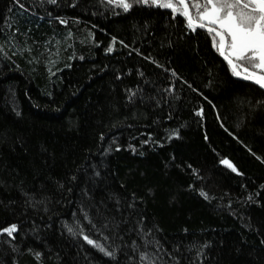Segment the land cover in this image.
<instances>
[{"label":"trees","instance_id":"1","mask_svg":"<svg viewBox=\"0 0 264 264\" xmlns=\"http://www.w3.org/2000/svg\"><path fill=\"white\" fill-rule=\"evenodd\" d=\"M20 3L0 0V226L21 225L16 251L0 244V264H140V252L158 253L157 264H264V163L248 151L264 157V90L232 76L211 37L170 10ZM112 36L129 47L108 53ZM85 211L108 222L109 240L90 231ZM73 213L91 238L120 246L118 261L67 232Z\"/></svg>","mask_w":264,"mask_h":264},{"label":"snow or ice","instance_id":"2","mask_svg":"<svg viewBox=\"0 0 264 264\" xmlns=\"http://www.w3.org/2000/svg\"><path fill=\"white\" fill-rule=\"evenodd\" d=\"M39 2L42 5L48 4L57 6L60 3V0H39ZM86 2L87 0H69V5L76 8L79 7L81 3ZM16 3L20 8H24V4L20 3V0H16ZM100 3L108 8L117 9L120 13H128L136 6L148 8L154 7L157 10H170V16L172 18H183L182 23L186 22V29L188 31L196 32L197 29L206 31L211 37V48L215 49V52L223 58V61L226 62L227 68L232 76L253 82L255 85H258L259 88L264 89V0H100ZM48 14L51 15V13ZM56 19L59 20L60 24H68V20L64 18L57 16ZM117 42H119L122 47H129L128 44H125L124 40L118 41L116 36H112L111 44L107 47L106 51L108 53L113 52L114 46ZM0 51H3V45H0ZM134 51L139 55H143L139 49H134ZM144 59L156 64L157 67L163 69L165 72L170 71L172 77L181 79L175 69L165 68L164 65H160L152 57H144ZM140 74L143 75L142 72ZM119 78L120 77H117V79ZM184 83L187 84L188 82L184 81ZM188 86L191 87V85ZM175 89L176 84L173 83L170 85L169 89H164V91H175ZM127 91L130 92L128 99L131 101L136 93L131 92V90ZM201 95H203V93H201ZM204 99L207 100V97H204ZM157 103H159V101H157ZM17 115H20V113L17 112ZM195 115L201 118L204 117L205 111L202 105L196 110ZM168 118H172L171 114H169ZM217 119H220L219 113H217ZM221 126L223 127L222 120ZM179 134V129H174L167 138L169 140L174 137L178 138ZM101 139H104L103 134H101ZM149 139H151V133H149ZM205 139H207V136H205ZM148 142L149 140L143 141L145 144ZM154 142L159 143V141ZM129 147L133 152L136 151L134 145H129ZM111 150L113 149L110 145L108 151ZM114 150L119 151L120 146L116 144ZM248 151L257 160L264 163V157L258 156L251 148H249ZM219 162L221 165L226 166L227 169H230L232 173H236L240 176L244 175L232 159L224 157L221 158ZM188 167L190 169L192 168L191 165H188ZM192 171L196 178L200 179L198 170L192 169ZM95 174L98 176L99 172ZM72 179L75 180L76 177L73 176ZM61 187H63V185H61ZM189 187L192 188L194 186L190 185ZM260 188L264 189V184L260 185ZM68 191H71V189H68ZM86 191L87 190H85V192ZM199 195L206 200L211 199L209 193L203 189L199 190ZM256 195L258 196L259 192H257ZM24 197L25 205L33 208L36 206L35 203H33L35 200L34 194L25 192ZM252 200L253 196L250 194L248 196V201ZM40 203H44V201H40ZM44 210L48 211L46 206ZM81 210H83V206H81ZM73 218L76 221V227L69 226L65 223L68 233L73 236H82L83 241H85L87 245L92 246L104 257L118 261L120 246H117L113 250H109V247L104 243L91 238L90 233L86 234L83 225L80 223V219L76 217L75 213H73ZM83 219L87 220L91 226L90 231L99 233L105 241L110 239L109 236L103 234V230L109 227L108 222H104L98 226L87 211L84 212ZM113 227L118 228L119 225L116 224ZM20 229L21 225L18 222H11L7 223L6 226H0V244L7 243L13 251H16V239ZM36 231L38 232V229ZM120 238L123 239V237ZM150 243L153 242L146 241L144 246L147 247ZM154 243L159 251V249L162 248V245L158 240ZM262 243H264V241H262ZM129 247H131L133 251H136L139 248V245H137L136 241H132V244ZM204 247H207V245ZM28 251L34 254L37 260L42 258L43 254L39 251L33 252V249L31 248H29ZM167 254L172 256L171 252H168ZM128 259H132V257H128ZM139 259L140 264H145V261H147L148 264H157L159 254L157 253L156 259L150 260L147 252H140ZM173 260H175V264H179V260L176 257H173Z\"/></svg>","mask_w":264,"mask_h":264},{"label":"water","instance_id":"3","mask_svg":"<svg viewBox=\"0 0 264 264\" xmlns=\"http://www.w3.org/2000/svg\"><path fill=\"white\" fill-rule=\"evenodd\" d=\"M202 31H205V30H202ZM206 32V31H205ZM240 80H242V81H246V80H243L242 78H239ZM246 82H250V81H246ZM250 83H252V84H254L253 82H250ZM255 85V84H254ZM256 86H258V85H256ZM259 87V86H258ZM262 90H264V89H262Z\"/></svg>","mask_w":264,"mask_h":264}]
</instances>
